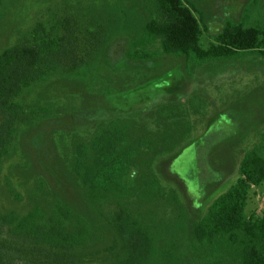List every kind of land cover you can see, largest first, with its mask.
<instances>
[{
	"label": "rangeland",
	"instance_id": "1",
	"mask_svg": "<svg viewBox=\"0 0 264 264\" xmlns=\"http://www.w3.org/2000/svg\"><path fill=\"white\" fill-rule=\"evenodd\" d=\"M184 1L203 26L205 45L227 23L264 27V0ZM150 20H161L157 0L3 1L0 51L30 41L40 22L63 35L65 49L56 71L18 98L24 110L0 168V212L26 213L36 204L52 211L66 204L94 225L97 237L95 247L80 251L72 264L117 260L120 237L106 220L118 205L87 200L73 171L74 144L96 130L98 122L89 125L86 118L96 119L105 109L110 117L132 113L122 118L146 142L129 179L138 193L127 206L156 229V264H238L220 251L222 236L216 248L202 246L193 225L239 178L245 154L253 149L263 154L264 56L246 51L200 63L167 59L158 56L159 41L142 42ZM134 49L157 53L134 59ZM141 83L143 88L123 92ZM246 212L264 215V183L252 186Z\"/></svg>",
	"mask_w": 264,
	"mask_h": 264
},
{
	"label": "trees",
	"instance_id": "2",
	"mask_svg": "<svg viewBox=\"0 0 264 264\" xmlns=\"http://www.w3.org/2000/svg\"><path fill=\"white\" fill-rule=\"evenodd\" d=\"M3 1L0 0V5ZM157 3L161 20L144 24L142 42L149 45L159 41L158 56L184 57L196 63L232 58L246 51L264 56V27L227 23L221 32L211 34L212 42L205 45L203 26L189 4L184 0H157ZM63 40L59 31L47 29L40 22L30 41L0 51V168L11 153L18 133L17 121L24 110L18 98L56 71L65 49ZM156 53L134 49L130 56L149 59ZM143 86L141 83L123 92L132 93ZM107 110L96 119L86 118L91 121L89 125L93 122L92 125L97 122L98 125L88 140L75 139L73 171L86 187L89 202L118 205L106 223L116 229L122 254L117 260L103 264H156V229L136 217L127 206V201L138 193L129 179L137 172L134 162L146 138L122 118L128 113L110 117ZM261 147L263 154L256 149L245 154L239 178L193 225L194 237L202 246L216 248L213 243L222 236L220 251L225 250L227 260L238 264H264V215L249 217L246 212L252 186L264 183V144ZM150 189L154 192L156 184ZM146 193L150 196L149 191ZM47 211L51 210L45 211L36 204L26 213L0 212V264H17L25 259L31 264H72L80 251L95 247L96 231L87 219L62 203ZM179 218L185 217L180 214Z\"/></svg>",
	"mask_w": 264,
	"mask_h": 264
}]
</instances>
